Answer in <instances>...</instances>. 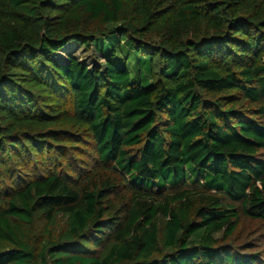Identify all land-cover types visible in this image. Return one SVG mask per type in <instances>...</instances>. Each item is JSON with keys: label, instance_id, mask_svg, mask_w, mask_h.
Returning a JSON list of instances; mask_svg holds the SVG:
<instances>
[{"label": "trees", "instance_id": "1", "mask_svg": "<svg viewBox=\"0 0 264 264\" xmlns=\"http://www.w3.org/2000/svg\"><path fill=\"white\" fill-rule=\"evenodd\" d=\"M263 248L264 0H0V264Z\"/></svg>", "mask_w": 264, "mask_h": 264}, {"label": "rangeland", "instance_id": "2", "mask_svg": "<svg viewBox=\"0 0 264 264\" xmlns=\"http://www.w3.org/2000/svg\"><path fill=\"white\" fill-rule=\"evenodd\" d=\"M68 54H73L77 59L87 64L90 68L93 66L102 67L105 64V60L103 56L100 53H98L96 49H94L93 47L89 49L87 48L85 49V48H81L77 44H72L66 49L65 52H63L60 55V57L64 60L67 58ZM131 62L134 64L135 59H131ZM254 229L255 227L252 228L251 224H249V227L247 226L245 228V230H247L246 234L251 233ZM253 235L254 234H251V236H249L248 239L249 243H254V241L251 238L255 237L256 235L255 236Z\"/></svg>", "mask_w": 264, "mask_h": 264}]
</instances>
